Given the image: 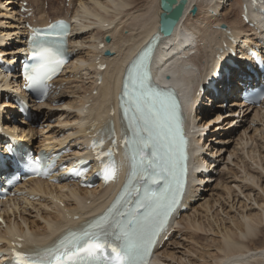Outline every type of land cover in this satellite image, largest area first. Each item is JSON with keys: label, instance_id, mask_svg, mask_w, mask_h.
Segmentation results:
<instances>
[{"label": "bare ground", "instance_id": "bare-ground-1", "mask_svg": "<svg viewBox=\"0 0 264 264\" xmlns=\"http://www.w3.org/2000/svg\"><path fill=\"white\" fill-rule=\"evenodd\" d=\"M19 1L13 0V2H10L15 5L12 8L14 10L13 13H16L15 19H19L20 21V18H17L19 8L16 6ZM35 1L38 4L35 10V17L40 22L42 21L41 23H45L44 14L46 10L43 9V14H41L40 0ZM241 1L232 0L227 8L216 9L217 4L221 3L222 0H188L184 14L173 33L161 42L162 48L158 59L162 71L164 73L174 72L176 64L186 54L185 51L179 53L174 45H179L183 40H187L188 38V41H191L188 43L189 45L195 41L197 42L198 46L196 48L199 50L197 51L199 55L194 56L193 59L194 66L196 67L195 70L186 71V77L190 74L196 77L202 76L201 65L205 61L211 68H215L217 62L211 57L210 52L217 40L218 31L213 29L212 26L213 24L218 25L222 21H226L227 17L225 15L227 11H232L235 5L240 8ZM223 2L226 3L224 0ZM42 5H44V2ZM194 5L198 8L196 14L191 12V8ZM162 11L159 0H91V2L80 0L79 6L73 10L74 13H66V16L70 14L72 17H75L78 24L74 31L73 40L76 47L79 48L76 54V61L79 65L78 67H73L72 70L74 71V77H80L81 79L78 80L76 85L65 89L59 96L54 98L57 104L47 102L34 108L41 115L40 127H42V124H47L43 128L44 130H42L44 139H40V142L45 141V138L53 134L58 135L64 127L68 126L80 135L81 121L85 118L87 109L85 106V96L94 89H97L98 93L92 95L94 99V103L91 106L92 110L100 109L103 104L106 102L110 103L113 98L117 97L121 83L120 76L118 75L124 71L125 65L132 56L158 32ZM212 11L215 13L220 11L221 17L215 16ZM231 14L232 17L230 19L233 18V20L230 22L228 18L227 23L232 25L239 35L248 33L250 30L247 29L240 19V10L238 9V12L232 11ZM20 24L21 22H14V25L11 26L12 29L6 33H4L5 28L0 30V48L10 44L4 37L8 35V37L11 36L15 39L17 33L22 32V30H17V28L20 29ZM105 24H108V26H105ZM250 34V37H252L253 33ZM107 36L110 37L109 41L105 40ZM100 39L105 43L103 51L98 50V41ZM20 43L22 41H18V44ZM14 44L16 43L14 42ZM170 46L172 48L168 52L166 48ZM14 50L15 48H12L10 51L4 52V50L0 49L4 54H13L15 53L13 52ZM107 50L110 51L109 55H104L100 60L101 63H106V69L102 71V75L104 76L103 82L100 85H96L94 78L95 66L92 65L84 70L83 64L92 56L101 55ZM85 77L86 79H84ZM195 83L190 78V87L194 86ZM11 84H13V88L18 86L15 83ZM8 86L11 85L9 84ZM238 86V84L233 83L229 99L233 98V95L239 88ZM223 95H226V93L223 92ZM217 100H220L219 104L209 99V102L215 104V108L204 109L202 106L196 105L193 108L192 121L199 131L196 138L199 147L206 148L207 144L205 143L204 136L208 133L213 136L207 135L206 137L215 144L211 143L207 147V152L210 153L205 152V154L203 153L198 157L199 169L194 174V184L189 198L192 199L196 196L205 198L206 196L203 193L199 194V192L201 190L208 191L210 188L212 191L215 188L216 190L223 191V197L219 196V199H212L213 196L211 197L210 195V199L207 198L202 205L207 213H210L216 207V210L213 212L218 217L214 219L216 227L210 224L207 228L202 221L194 217V214L192 215L191 213L190 215V212L188 214L184 213L177 224L179 227H183V232L186 229L187 231H191L189 233L194 234L186 237L188 240L182 237L183 244L181 243L182 241L177 242L172 240L175 236V232H173L170 240L165 242L157 251L159 256L158 262L160 263L164 264L175 261L178 264H264V114L259 112L258 115H255L250 120V123L257 122V125L260 124L262 126L256 125L254 128L244 127L245 130H243V134L237 139L236 147L231 152L229 151L228 162H231V166L226 165V162L221 166L224 153L231 143L230 140L222 138V136L228 135L229 132L230 135L234 133L235 129H232L234 123L247 120L248 114L242 113L239 108L241 103L237 98L231 102L226 112H224L223 98H218ZM207 105L210 104L207 103ZM216 108H219V110ZM54 116L57 118V123L50 124L49 119ZM236 119L237 121H235ZM260 120L262 123H259ZM14 129L16 132L18 130L21 131L19 134L27 136V139L32 144H36L37 139H34V134L37 131H35L32 125H27L22 120V122L19 121L15 125ZM248 130L253 131V134H250ZM262 131L263 133H261ZM244 135L246 138L243 137ZM258 135H261V137H258ZM250 141L252 144L249 147ZM239 150H242L245 155L243 154L239 157ZM209 157H212L214 160L210 161ZM235 157L238 158L237 161ZM239 158H241V161ZM218 168L220 169L218 170ZM212 170L216 172L215 175H218L213 176ZM214 177L216 178L214 179L216 183L212 186L211 181H213ZM203 186L205 189H202ZM61 191L59 190L60 196L66 198L67 205L71 210L74 209L73 206L75 205V202L72 200L77 198H80L81 203L87 208L92 207L93 196H97L98 193V189L82 190L72 188L69 191V196H67L61 193ZM215 197H218V195ZM88 201H90V204H88ZM26 206L34 208L37 204L29 203ZM26 209L25 207L24 210ZM45 209L46 211L42 207H39V210L44 213V218L59 219L57 206L46 204ZM192 210L194 209L192 208ZM233 211H237V215H231ZM28 215L31 230L41 232V235H44V232L54 230L55 225L52 222L50 224H40L38 218H32L33 213L29 212ZM222 215L225 216L222 217ZM44 218L42 217V219ZM67 222H71V220ZM199 231L206 234L211 232L218 236L201 237L200 241V239L197 240L195 238L196 232ZM180 233L181 231L177 236ZM259 235L262 241L259 240ZM185 241L189 245H194V248L186 249V247H183L186 245ZM260 241L262 245L256 248V244L260 243ZM171 242L174 245L172 252L170 250Z\"/></svg>", "mask_w": 264, "mask_h": 264}, {"label": "snow or ice", "instance_id": "snow-or-ice-1", "mask_svg": "<svg viewBox=\"0 0 264 264\" xmlns=\"http://www.w3.org/2000/svg\"><path fill=\"white\" fill-rule=\"evenodd\" d=\"M162 29L170 30L169 17L163 18ZM36 34L39 35V32ZM63 34L49 25V31L44 33L45 39L33 42L32 57L35 62L25 68L29 88H46L45 82L63 63L58 59L61 51L57 46ZM123 96L129 98L132 106L128 123L132 135L126 139V145L141 158V164L162 147L167 158L162 157L160 162H148L143 169L132 168L129 183L135 180L140 184L135 189L134 200L122 194L86 227L69 230L42 248L27 251L14 248L16 264H146L144 257L149 253L155 236L178 203L179 188H172L175 173L170 163L174 154L172 145L180 131L179 119L175 111L169 113L167 103L151 88L142 60L132 62L123 85ZM164 141L168 143L165 145ZM180 143L183 144L182 138ZM103 156L110 158L111 149L97 158ZM114 175L113 168L110 174L105 175V180L112 179ZM161 181L163 186L156 187ZM124 193H128L127 187ZM129 204L135 206L130 208ZM121 208L124 210L121 211Z\"/></svg>", "mask_w": 264, "mask_h": 264}, {"label": "rangeland", "instance_id": "rangeland-1", "mask_svg": "<svg viewBox=\"0 0 264 264\" xmlns=\"http://www.w3.org/2000/svg\"><path fill=\"white\" fill-rule=\"evenodd\" d=\"M8 1V2H7ZM11 2H13V0H10ZM9 0H0V30H3V28H5V32L4 33H6V32H9L12 28H11V26L12 25H14V22H20L19 21V19L17 20V19H15V17H16V13H13L14 12V10H12V8L15 6L14 4H11V2H10ZM53 1H55V0H53ZM79 1V0H78ZM89 2H91V0H88ZM31 2L33 3L32 5L34 6V8H35V10L37 9V6H38V4L36 3V1L35 0H31ZM73 3H75V2H73ZM19 4V3H18ZM34 4H36V5H34ZM40 4H41V9H40V11H41V14H43V9L44 8H42L43 7V5H42V3H41V0H40ZM76 4V3H75ZM14 5V6H13ZM53 5H54V3H52V8H54L53 7ZM16 6L18 7V5L16 4ZM79 6V5H78ZM77 7V6H76ZM19 8V7H18ZM238 6L237 5H235V8L232 10V11H237L238 12ZM74 10V9H73ZM232 11H227V14L225 15V17H227V19H226V21L225 22H227V20H228V18L230 19V17H232L231 15V13H232ZM68 12L70 13V10H68ZM72 12L73 11H71V14H72ZM74 13V12H73ZM234 14H236V13H234ZM66 15V14H65ZM237 15V14H236ZM13 17V18H12ZM19 17V15L17 16V18ZM20 18V17H19ZM17 20V21H16ZM232 20H233V18H231L230 19V22H232ZM90 21H92V20H90ZM42 22V21H41ZM18 24V23H17ZM14 29V28H13ZM7 30V31H6ZM3 33V34H4ZM13 33H14V31H13ZM9 34V33H8ZM89 35V34H88ZM87 35V36H88ZM5 39H6V41L8 42H10V43H12V40H13V38L10 36V37H8V35L6 36V37H4ZM11 39V40H10ZM14 42V41H13ZM6 43V42H5ZM16 45H18L17 43H16ZM211 68V67H210ZM203 74V73H202ZM205 75H207V74H205ZM87 77V76H86ZM86 77L84 78V79H86ZM81 78L80 77H76V82H78V80H80ZM77 84V83H76ZM75 84V85H76ZM217 110H219V108H216ZM235 121H237V119L235 120ZM247 122V120H242V121H239V122H235L234 123V127H232V129H235V131H234V133H232L231 135H230V132L228 133V135H225V136H222V138H225V139H228V140H230L231 141V143L229 144V146H228V148H227V151L224 153V156H223V160L221 161V166H223V164L225 163L226 165H230L231 166V162H228V156H229V151L231 152L232 151V149L234 150V148L236 147V144H237V142H238V138H235L236 137V135H235V133H236V131H237V129H238V127L240 126L241 128H243V130H245V128H249V127H251V125L250 126H247L246 127V123ZM260 122H261V120H260ZM249 123H250V121H249ZM39 125H40V123H39ZM245 127V128H244ZM34 128V127H33ZM35 129V128H34ZM35 131H37L36 129H35ZM243 132L244 131H242V133L241 134H239V136L238 137H240V135H242L243 134ZM248 132L250 133V134H253V131H251V130H248ZM262 133H263V131H262ZM36 134H37V132H36ZM36 134H34L35 136H34V139L36 138L37 140H38V136H36ZM259 134V133H258ZM43 135H44V133L43 134H40L39 136H41L42 138H43ZM205 135V134H204ZM213 136V135H211L210 133H208V134H206L205 136H204V140H206L205 141V143L207 144V146L206 147H209L210 146V144L211 143H213V141L211 142V140H208V137H206V136ZM215 135V134H214ZM243 137H245V135L243 136ZM258 137H261V135L259 136L258 135ZM246 138V137H245ZM36 140V141H37ZM40 142V141H39ZM210 144H209V143ZM213 144H215V143H213ZM251 144H252V142L250 141V143H249V147L251 146ZM247 146V147H248ZM254 146V145H253ZM252 146V147H253ZM239 147H241V146H239ZM246 147V148H247ZM251 147V148H252ZM248 150V149H247ZM249 150H250V148H249ZM242 150H239V152H238V156L239 157H241L244 153L242 152ZM245 155V154H244ZM237 157V156H236ZM235 157V160L237 161V159L238 158H236ZM232 159H233V157H232ZM239 160L241 161V158H239ZM241 165H242V162H241ZM220 168H218V170H219ZM212 172H213V170H212ZM216 173V172H215ZM213 175V174H212ZM218 175V174H217ZM216 175V176H217ZM240 175V174H239ZM213 176H215V175H213ZM215 179V177L213 178V180ZM212 182V181H211ZM216 182H212V186H214V184H215ZM204 186H205V184H204ZM202 187V189H205V187ZM210 188V187H209ZM220 188H222L221 186H220ZM211 189V188H210ZM201 190L202 192L201 193H203L204 194V196H206L205 198H199L198 196H196V197H193L192 199H194V200H196L197 198H198V200L196 201V203H192V205H191V211H190V215H191V213H192V215L194 214L195 216L194 217H196L197 219H199L200 221H202V223L204 224V225H206V227L208 228V226H210V224H212V225H214V227H216L215 225V221H214V219H216V218H218V217H216V215H215V213H213L215 210H216V207L215 208H213L212 209V211L210 212V213H207V212H205V209L203 208V203L205 202V200L207 199V198H209L210 197V195H211V197H212V199H216V198H218L219 199V196H222L223 197V195H224V193H223V191H221V190H219V189H217L216 190V188L215 189H213V191L212 190ZM214 192V193H213ZM220 194H222V195H220ZM218 195V197H215V196H217ZM210 199V198H209ZM224 200H225V198H224ZM192 201V200H191ZM202 206V207H200V206ZM26 208H27V206H25ZM24 207V208H25ZM192 208L195 210H192ZM187 214H188V212H187ZM237 215V211H233L232 212V214L231 215ZM215 215V216H214ZM212 216H214V217H212ZM225 215H222V217H224ZM32 218H34V216H32ZM183 226H184V224H183ZM182 227V226H181ZM183 228V227H182ZM182 228H180L179 230L181 231V233H180V235H178V237H177V234L180 232V231H178V232H176L175 233V236H174V238L172 239L173 241H182L181 243H183L184 241L182 240L184 237L186 238V237H188V236H192L194 233H189V232H191V231H187L186 229H184V232H183V229ZM181 234H182V237H181ZM203 235V236H202ZM212 235H214V233H211V232H208L207 234L205 233V232H201V231H199V232H196V235H195V238L198 240V239H200L201 237H205V236H208V237H211ZM214 236H218V235H214ZM259 238H260V235H259ZM258 238V239H259ZM202 239H204V238H202ZM186 240H188V238H186ZM259 240H261L262 241V238H260ZM200 241H201V239H200ZM260 241V243L258 242V244H256V248H257V246H261L262 245V242ZM173 242H171V244H172ZM184 244V243H183ZM185 244L186 245H184L183 247H186V249L188 248H194V245H192V244H187V242L185 241ZM189 246V247H188ZM165 247H167V246H165ZM196 247V246H195ZM254 247V248H255ZM174 248V245L172 244V245H170V250H171V252H172V249ZM178 250H182V249H178ZM174 251V250H173ZM161 264V263H160ZM164 264H178L177 262L175 263V261H172V262H167V263H164Z\"/></svg>", "mask_w": 264, "mask_h": 264}, {"label": "water", "instance_id": "water-1", "mask_svg": "<svg viewBox=\"0 0 264 264\" xmlns=\"http://www.w3.org/2000/svg\"><path fill=\"white\" fill-rule=\"evenodd\" d=\"M161 6L162 8L167 11V12H163L161 14V18H162V23H163V18L164 17H169L170 18V30L169 31H164L161 27V30L165 33V34H170L176 23L179 21V19L181 18L183 12H184V8L185 5L187 3V0H160ZM170 6V7H166ZM169 11V13H168ZM196 12V8H194L192 10V13ZM173 13H175V15H173ZM109 39V38H108Z\"/></svg>", "mask_w": 264, "mask_h": 264}]
</instances>
